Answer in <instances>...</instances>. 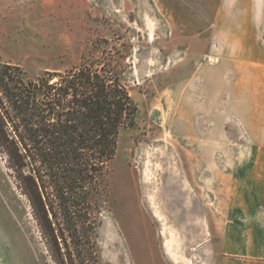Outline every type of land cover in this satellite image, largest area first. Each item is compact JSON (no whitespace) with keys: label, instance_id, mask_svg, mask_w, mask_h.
I'll use <instances>...</instances> for the list:
<instances>
[{"label":"rangeland","instance_id":"rangeland-1","mask_svg":"<svg viewBox=\"0 0 264 264\" xmlns=\"http://www.w3.org/2000/svg\"><path fill=\"white\" fill-rule=\"evenodd\" d=\"M249 12V0H0V63L26 78L103 48L124 56L138 112L78 262L214 264L228 208L258 202L264 33ZM18 173L0 149V264H56Z\"/></svg>","mask_w":264,"mask_h":264},{"label":"trees","instance_id":"trees-1","mask_svg":"<svg viewBox=\"0 0 264 264\" xmlns=\"http://www.w3.org/2000/svg\"><path fill=\"white\" fill-rule=\"evenodd\" d=\"M117 53L103 48L37 79L0 63V149L19 172L56 264H82L77 257L93 254L98 196L107 193L120 131L138 112Z\"/></svg>","mask_w":264,"mask_h":264},{"label":"crops","instance_id":"crops-1","mask_svg":"<svg viewBox=\"0 0 264 264\" xmlns=\"http://www.w3.org/2000/svg\"><path fill=\"white\" fill-rule=\"evenodd\" d=\"M249 3L253 25L264 33V0ZM257 159L258 202H241L228 208L225 222L228 229L219 245L212 246L214 264H264V155ZM212 242L217 243V238Z\"/></svg>","mask_w":264,"mask_h":264}]
</instances>
